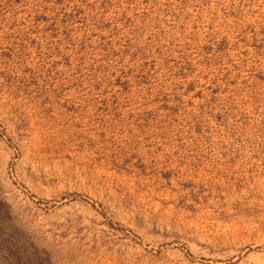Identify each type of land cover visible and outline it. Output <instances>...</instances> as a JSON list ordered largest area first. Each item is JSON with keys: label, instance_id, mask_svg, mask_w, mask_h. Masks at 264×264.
<instances>
[{"label": "rangeland", "instance_id": "1", "mask_svg": "<svg viewBox=\"0 0 264 264\" xmlns=\"http://www.w3.org/2000/svg\"><path fill=\"white\" fill-rule=\"evenodd\" d=\"M262 263L264 0H0V264Z\"/></svg>", "mask_w": 264, "mask_h": 264}, {"label": "bare ground", "instance_id": "2", "mask_svg": "<svg viewBox=\"0 0 264 264\" xmlns=\"http://www.w3.org/2000/svg\"><path fill=\"white\" fill-rule=\"evenodd\" d=\"M238 259V258H237ZM259 261V260H258ZM262 264H264V263H262Z\"/></svg>", "mask_w": 264, "mask_h": 264}]
</instances>
